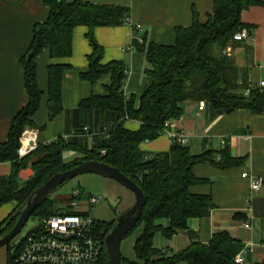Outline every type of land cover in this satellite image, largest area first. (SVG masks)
Returning <instances> with one entry per match:
<instances>
[{
  "label": "trees",
  "instance_id": "obj_1",
  "mask_svg": "<svg viewBox=\"0 0 264 264\" xmlns=\"http://www.w3.org/2000/svg\"><path fill=\"white\" fill-rule=\"evenodd\" d=\"M49 7V16L35 25L33 38L21 58L25 72L27 91L26 105L14 116L6 141H0V162H11L12 171L0 176V207L16 202V208L0 222V228L28 200L31 193L44 184L52 175L78 165L81 160H99L119 168L143 190L146 205L137 226L141 231L133 243L135 260L123 256L124 264H239L224 251L231 240L227 232H217L208 243L196 239L189 229L190 218L209 216L215 208L210 194L192 191V187L206 179L194 173V166L210 162L220 169L241 165L244 160L234 158L230 146L218 151L205 150L193 154L188 145L176 140L167 152L152 157L141 148V144L158 138L167 127L166 121H174L183 113L182 103L187 100L205 101L224 112L245 109L253 114H264V91L258 82L248 95L245 89L254 82L248 72L237 65L233 57L224 51L228 44L235 46V33L248 27L252 34L255 25L242 21V12L251 6L263 5L264 0H214L213 12L206 21L194 14L190 26L176 28L174 44H158L134 39L133 44L145 54L150 68L146 70L147 81L140 95H124L127 77L122 61L102 63L103 47L94 36L98 26H120L130 18V7L108 5L75 0H42ZM79 25L89 28L87 37L93 47L88 56V70L81 77L94 84L109 74L111 84L103 94H92L83 99L77 108L65 109L62 104V86L65 71L70 64L50 63L48 66V109L53 119L66 112V133L48 143L38 142L37 148L24 157H19L21 138L27 129L37 128L34 115L41 107L43 90L38 82L37 57L48 50L52 58H63L73 53L74 29ZM141 122L138 129L126 126V117ZM88 131H86V128ZM75 132L73 135L72 132ZM92 137L90 144L89 137ZM76 151L81 157L66 161L65 151ZM219 156V159H217ZM31 167L33 175L22 179L20 172ZM56 199L51 196L39 205L32 214L39 219L58 211ZM16 217L7 224L9 229ZM160 220H168L164 226ZM112 222H97V230L106 235ZM180 230H188L191 244L184 250L168 253L154 246L153 238L161 231L172 238ZM126 236V237H127ZM7 261L19 252L20 247L10 253ZM101 264H111L104 247ZM263 264V263H256Z\"/></svg>",
  "mask_w": 264,
  "mask_h": 264
},
{
  "label": "crops",
  "instance_id": "obj_2",
  "mask_svg": "<svg viewBox=\"0 0 264 264\" xmlns=\"http://www.w3.org/2000/svg\"><path fill=\"white\" fill-rule=\"evenodd\" d=\"M82 1L130 7V22L94 28V36L103 47L102 63L119 60L126 66L123 91L127 99L143 92L147 81L146 70L150 68L145 54L133 44L134 39L139 41L145 37L147 41L158 44H174L177 27L192 25L195 13L204 22L214 9V0ZM48 16L49 7L42 0H0V141H6L12 119L27 103L21 58L31 44L35 25L44 22ZM242 21L256 28L250 39L233 46V59L240 69L253 78L252 82L257 83L264 80V6L256 5L244 10ZM136 25L141 28H136ZM88 31L85 25L74 29L72 55L52 58L46 49L37 57L38 82L44 93L41 107L34 115L37 128L32 130L40 143L51 142L66 133L65 111L53 119L49 118L47 90L50 63L70 64L63 77L62 104L65 109L77 108L83 99L92 94L105 93L106 87L111 84L109 74L94 84L81 77V73L88 70V56L93 52ZM182 108L181 117L171 121L172 126L168 130L154 140L143 142L141 148L149 157L167 152L172 145L169 131L186 135L189 139L186 145L196 155L208 149L218 151L229 145L231 155L244 160L241 165L220 169L210 162H204L194 166L195 175L206 181L193 186L192 191L210 194L215 208L209 216L190 218L188 227L202 243H208L217 232H227L231 237L224 246L227 254L233 257L240 255L244 264H264V114H253L245 109L224 112L203 100H187L182 103ZM140 124L136 119L126 120V126L131 129H138ZM89 141L91 144V137ZM71 152L73 159L82 156L79 152L68 151L69 154ZM11 171V162H0V176L8 175ZM247 171L263 179L261 190L254 195L250 204L251 211L247 209L245 201L250 193L251 181L242 176ZM15 203L3 204L0 213H7L10 210L7 206ZM134 203L135 200L131 205ZM247 221L251 222L250 228L245 227ZM160 223L169 225L168 220H160ZM140 231L131 239L128 259H136L133 243ZM191 241L188 230H180L172 238L158 231L153 238L154 246L168 253L186 249Z\"/></svg>",
  "mask_w": 264,
  "mask_h": 264
},
{
  "label": "built area",
  "instance_id": "obj_3",
  "mask_svg": "<svg viewBox=\"0 0 264 264\" xmlns=\"http://www.w3.org/2000/svg\"><path fill=\"white\" fill-rule=\"evenodd\" d=\"M130 22V19H128ZM136 28H141L136 25ZM252 34L248 27H243L234 34L233 41L242 42L250 39ZM142 42V39L139 40ZM225 53L233 57V45L229 44ZM127 72V69H126ZM264 91V80L258 83ZM245 89L248 95L251 87ZM130 118L127 116L126 120ZM167 127L172 126L171 121H166ZM88 131L87 127L85 128ZM166 130H168L166 128ZM74 135L75 132L73 131ZM96 133L92 134V138ZM172 141L176 140L182 144H187L189 139L184 134H177L169 131ZM224 144L225 140L222 141ZM38 146V141L33 136V130L27 129L22 138L21 146L18 149L19 157L34 151ZM243 177L250 179V193L245 201L248 204V210L251 211V203L255 194H257L263 184V179L250 172L242 173ZM86 195V199H84ZM103 200L102 195L85 193L80 188L75 189L68 203L58 208V211L49 216L40 218V223L31 229L18 243H13L15 249L20 247L18 253L13 255L6 264H101L102 252L105 247V240L102 237V231L97 230V222L91 213L83 210L80 206L98 205ZM245 227L250 228L251 222H245ZM236 263L244 264V259L237 255L234 258Z\"/></svg>",
  "mask_w": 264,
  "mask_h": 264
},
{
  "label": "water",
  "instance_id": "obj_4",
  "mask_svg": "<svg viewBox=\"0 0 264 264\" xmlns=\"http://www.w3.org/2000/svg\"><path fill=\"white\" fill-rule=\"evenodd\" d=\"M33 173L34 170L29 167L21 170L19 175L22 179H28ZM85 173L99 174L105 178L113 179L132 191L135 196V203L114 220L113 227L105 237L106 252L111 264H124L121 249L122 241L126 238L127 234L137 226L146 205V197L140 186L125 175L119 168L93 159L81 160L75 167L55 173L44 184L36 188L23 207L16 210L0 228L1 232L13 218H17L13 228L0 237V247L6 246L22 231L23 227L34 213V210L46 201L59 187L72 178Z\"/></svg>",
  "mask_w": 264,
  "mask_h": 264
},
{
  "label": "rangeland",
  "instance_id": "obj_5",
  "mask_svg": "<svg viewBox=\"0 0 264 264\" xmlns=\"http://www.w3.org/2000/svg\"><path fill=\"white\" fill-rule=\"evenodd\" d=\"M232 45V43H230ZM229 45V44H228ZM225 52V51H224ZM253 78L249 76V80L252 81ZM74 153V152H73ZM65 160L73 159L74 155L69 154L68 151L64 153ZM80 188L85 193H91L95 195H102L103 200L94 206L83 205L80 206L81 209L89 211L92 216L101 222H112L114 221L121 213L128 210L132 205V202L135 200V196L132 191L118 183L117 181L105 178L99 174L94 173H85L78 175L71 180L64 183L59 187L52 195L51 198L56 199L55 207L58 209L63 207L68 203L72 197V193L75 189ZM86 199V195L83 196ZM15 203V202H14ZM15 205H10V210L0 213V222L9 216ZM4 213V214H2ZM40 223V219L35 216H31L22 231L13 239V243H18L31 229L35 228ZM141 227H137L132 234L124 238L122 241V254L127 257L130 250V242L132 237L140 231ZM15 247L10 248V253L14 254ZM129 258V257H128ZM7 262V246L0 247V264H6Z\"/></svg>",
  "mask_w": 264,
  "mask_h": 264
},
{
  "label": "flooded vegetation",
  "instance_id": "obj_6",
  "mask_svg": "<svg viewBox=\"0 0 264 264\" xmlns=\"http://www.w3.org/2000/svg\"><path fill=\"white\" fill-rule=\"evenodd\" d=\"M16 221H17V218H16V220H15V222H14V224L9 228V229H4L3 231H1L0 232V237L1 236H3V235H5L6 233H8L12 228H13V226L15 225V223H16ZM11 244H13V239L6 245L7 247L8 246H11Z\"/></svg>",
  "mask_w": 264,
  "mask_h": 264
}]
</instances>
